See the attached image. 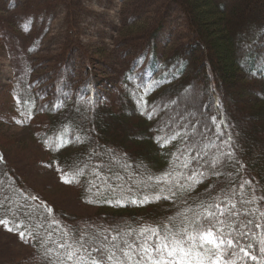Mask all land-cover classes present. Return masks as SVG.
<instances>
[{
	"label": "trees",
	"instance_id": "16d2710c",
	"mask_svg": "<svg viewBox=\"0 0 264 264\" xmlns=\"http://www.w3.org/2000/svg\"><path fill=\"white\" fill-rule=\"evenodd\" d=\"M172 1L188 40L157 59L159 26L146 30L147 75L125 73L114 104L59 91L57 77L36 88L18 74L7 88L19 111L44 118L37 141L83 212L36 195L0 153V221L34 252L0 264H71L69 245L127 250L151 237L145 229L200 224L233 240L224 264H264V0ZM192 90L195 101L180 102Z\"/></svg>",
	"mask_w": 264,
	"mask_h": 264
},
{
	"label": "rangeland",
	"instance_id": "374dc122",
	"mask_svg": "<svg viewBox=\"0 0 264 264\" xmlns=\"http://www.w3.org/2000/svg\"><path fill=\"white\" fill-rule=\"evenodd\" d=\"M0 16V153L36 195L81 213L75 189L37 141L44 118L19 111L7 88L18 74L36 88L57 77L58 90L83 88L93 104H114L125 73L147 75L144 32L159 26L161 59L188 40L184 16L172 0H0ZM203 70L212 72L210 65ZM193 91L180 102L195 101ZM33 256L30 239L0 223V262Z\"/></svg>",
	"mask_w": 264,
	"mask_h": 264
},
{
	"label": "snow or ice",
	"instance_id": "6c2138e0",
	"mask_svg": "<svg viewBox=\"0 0 264 264\" xmlns=\"http://www.w3.org/2000/svg\"><path fill=\"white\" fill-rule=\"evenodd\" d=\"M220 214L224 215L223 212ZM209 218H215V213L207 212L204 219L208 221ZM163 231H166L167 235H161V229H145L144 232H151V237L144 236L143 243L139 245H126L127 250L113 245L114 250L96 248L94 253H90L83 244L78 249H73L69 245L66 261L71 264H221V258L231 254L233 248V240L216 235L207 224H200L199 227L193 228L192 232H188L187 229H181L179 232H170L167 229ZM152 237H155L154 244L149 242ZM197 241L200 243L197 244ZM225 244L227 249L222 251ZM117 251L120 253L119 256L116 255ZM241 251L248 255L246 250ZM250 258L256 259L255 256Z\"/></svg>",
	"mask_w": 264,
	"mask_h": 264
}]
</instances>
